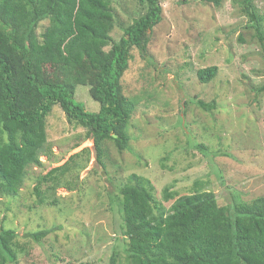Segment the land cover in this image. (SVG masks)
<instances>
[{"label": "rangeland", "instance_id": "374dc122", "mask_svg": "<svg viewBox=\"0 0 264 264\" xmlns=\"http://www.w3.org/2000/svg\"><path fill=\"white\" fill-rule=\"evenodd\" d=\"M159 2L162 19L149 33L148 57L132 48L121 77L124 94L137 101L128 149L118 151L106 142L103 168L84 128L53 105L45 126L50 152L40 155L39 166L28 167L16 195L0 197V226L14 229L26 249L18 264H108L113 250L123 257L118 188L132 172L152 183L165 206L171 203L162 199L165 186L183 194L200 185L220 205L264 194V92L258 90L264 74L241 0H222L219 6L201 0ZM253 5L264 26V0ZM112 6L120 27L140 14L137 0H112ZM46 24L43 20L37 31ZM120 27L113 28L114 39L122 34ZM210 65L217 66L216 75L201 83L196 71ZM88 89L77 84L74 98L97 111L99 103ZM196 100L214 106L205 111ZM85 147L89 151L75 158L77 166L62 186L50 190L43 183L35 193L39 175ZM44 228L51 231L38 242L25 236Z\"/></svg>", "mask_w": 264, "mask_h": 264}, {"label": "trees", "instance_id": "16d2710c", "mask_svg": "<svg viewBox=\"0 0 264 264\" xmlns=\"http://www.w3.org/2000/svg\"><path fill=\"white\" fill-rule=\"evenodd\" d=\"M201 1L219 6L222 0ZM253 2L241 0V11L259 45L264 74L263 19ZM137 6L140 14L120 27L112 0H0V197L16 195L28 167L39 166L40 155L50 152L45 126L53 105L84 128L103 168L106 142L118 151L128 149L127 129L137 101L124 94L121 77L132 48L148 57L149 33L162 19L159 0H137ZM43 20L47 24L37 31ZM115 26L122 29L118 39L110 35ZM216 72L217 66L210 65L197 69L196 76L206 83ZM81 83L89 85L97 111L75 100ZM258 90L264 92V83ZM195 103L205 111L214 106ZM196 148L205 151L201 144ZM87 151L39 175L35 193L43 183L50 190L62 186L77 166L75 158ZM199 186L183 194L165 186L162 199L171 200L165 206L148 179L130 173L118 188L124 255L113 250L108 264H264V194L220 205L212 191ZM50 231L25 236L38 242ZM25 251L14 229L0 226V264H18Z\"/></svg>", "mask_w": 264, "mask_h": 264}]
</instances>
